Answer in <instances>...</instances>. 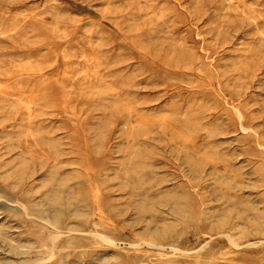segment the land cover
Listing matches in <instances>:
<instances>
[{"label":"rangeland","instance_id":"374dc122","mask_svg":"<svg viewBox=\"0 0 264 264\" xmlns=\"http://www.w3.org/2000/svg\"><path fill=\"white\" fill-rule=\"evenodd\" d=\"M0 264H264V0H0Z\"/></svg>","mask_w":264,"mask_h":264}]
</instances>
